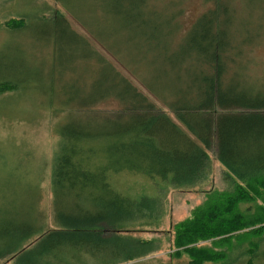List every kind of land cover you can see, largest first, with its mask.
<instances>
[{
  "label": "trees",
  "instance_id": "1",
  "mask_svg": "<svg viewBox=\"0 0 264 264\" xmlns=\"http://www.w3.org/2000/svg\"><path fill=\"white\" fill-rule=\"evenodd\" d=\"M56 1L65 12L54 14L62 26L61 46L78 53L86 43L80 59L91 58L93 76L87 89L65 87L50 96L66 112L57 126L51 169L56 228L45 232L39 211L30 215L28 198L13 190L26 185V171L17 162H0V184L11 186L0 190V199L7 193L14 197L9 207L0 206V262L53 264L43 258L61 244L81 246L96 257L108 255L111 262L158 251L160 242L123 233L157 226L163 209L146 195L135 199L120 193L111 176L129 173L155 186L162 182L165 197L170 188L202 187L211 173L213 146L232 192L225 194L224 204L207 200L195 208L175 225L173 242L191 264L227 259L226 253L198 244L264 224V82L252 83L239 60L254 36L236 27L235 14L221 0L179 42L175 15L157 10L154 0H102L101 17L74 6L77 0ZM68 16L86 35L72 27ZM13 19L11 30L27 27ZM82 36L92 44L82 43ZM133 48L139 56H131ZM18 89L11 78L0 79V95ZM107 104L115 108L100 107ZM251 191L261 204L248 217L238 207L253 204ZM228 197H235L233 209ZM34 198L32 207L37 204L38 210L39 194ZM257 239L245 264H255Z\"/></svg>",
  "mask_w": 264,
  "mask_h": 264
},
{
  "label": "rangeland",
  "instance_id": "2",
  "mask_svg": "<svg viewBox=\"0 0 264 264\" xmlns=\"http://www.w3.org/2000/svg\"><path fill=\"white\" fill-rule=\"evenodd\" d=\"M215 1L154 0L157 10L175 15L178 25L175 39L177 42L183 39L202 14L214 8ZM221 1L224 2L223 6L228 7L235 14L236 27L254 36L250 44L243 45V58L239 59L241 65L245 67V75L251 78L252 83L264 82V0ZM101 3L102 0L73 2L74 6L99 17L103 10ZM57 11L65 14L56 0H0V79L11 78L19 87L16 92L0 95V162H17L21 169L26 171V175L23 176L26 185L12 187L16 194L28 198L26 210L30 215L31 212L34 214L39 211L45 232L56 228L51 169L53 154L59 140L57 126L66 116L60 102L51 99L50 96L65 87L87 89L93 76L92 72H88L92 64L91 58L80 59V55L88 49L86 43L84 50L78 53L62 48V26L54 16ZM13 18L24 21L27 27L11 30L12 22L8 21L14 20ZM70 18L72 27L86 35V30ZM92 27L97 28L93 25ZM81 38L82 40H79L82 43L92 44L91 38L85 36ZM131 56H139L138 48H133ZM100 107L115 108L114 104ZM158 107L177 121L161 103ZM209 156L212 168L205 185L191 190L170 188L166 197L164 196L166 185L162 182L155 186L147 177L129 173L111 176L113 187L120 193L135 199L146 195L151 202H155L163 209L164 215L157 226L136 228L123 233V236L129 239H154L160 242L158 251L131 262H121V258H116L117 262H111L112 259L107 257L108 255L96 257L88 255L81 246L71 247L61 244L53 250L50 257L44 256L43 260H50L53 264H191V259L184 250L175 247L173 242L175 225L189 219L193 210L207 200L224 204L225 194L232 192L231 183L227 181L226 169L217 159L215 146L212 147ZM4 182L0 184V190L10 189L11 186ZM261 192L264 194V190ZM37 193L39 194L38 210L37 204L35 208L32 207ZM251 195H253V204H240L238 207L241 214L248 217L253 215L256 206L261 204L259 197L253 191ZM5 197L3 201L0 199V206L9 207L14 197L8 193ZM228 200L233 209L235 197L233 199L228 197ZM263 226L264 224L244 227L232 234L199 243L198 246L228 255L227 259L220 257L222 262L219 260L214 262V260L204 264H245L248 259L247 251L254 242L256 243V236L259 251L255 264H264ZM240 235L246 236L240 239L238 238ZM91 252L95 251L91 249ZM0 264H14V260L8 258Z\"/></svg>",
  "mask_w": 264,
  "mask_h": 264
}]
</instances>
